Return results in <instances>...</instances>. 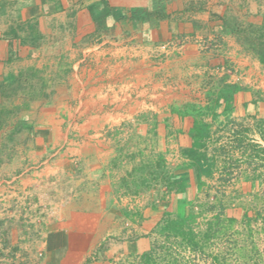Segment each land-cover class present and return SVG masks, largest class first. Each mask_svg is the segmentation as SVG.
<instances>
[{
	"label": "crops",
	"instance_id": "1",
	"mask_svg": "<svg viewBox=\"0 0 264 264\" xmlns=\"http://www.w3.org/2000/svg\"><path fill=\"white\" fill-rule=\"evenodd\" d=\"M262 35L264 0H0V264H141L219 202L185 264H264Z\"/></svg>",
	"mask_w": 264,
	"mask_h": 264
},
{
	"label": "trees",
	"instance_id": "2",
	"mask_svg": "<svg viewBox=\"0 0 264 264\" xmlns=\"http://www.w3.org/2000/svg\"><path fill=\"white\" fill-rule=\"evenodd\" d=\"M253 46H256V48H258V52L261 54V57H262L261 60L264 62V41L262 37L259 38V43ZM238 132L239 130L234 132L235 135H237ZM233 140L235 143L236 142L245 143V141H243L242 139L234 138ZM218 141H219L218 139L217 140L215 139L213 142H218ZM215 149H217L216 152H217L218 158L221 157L223 158V160L230 158L229 147L228 148L227 147L218 148L216 146ZM228 163H229L228 166L225 167L224 169V172H227L226 175L224 176L222 175L219 178V188L218 189L216 188V196L217 195L221 197L225 196L228 185L231 183L232 179L235 177L234 172L231 171L233 168H236V167H232L233 166L232 163L234 162H228ZM206 209L209 211L215 212L217 216V220L214 221L208 227L207 232L203 237H198V236H194L191 234H187L186 232L183 231L181 226L175 225L174 223H172V221L167 219L164 221V226H163L164 234L162 236V239L159 242H157V244L155 245V247L150 253L144 255L141 258V264H156L158 258L162 259L164 264H179L178 260L173 259L172 257L173 256L172 248L174 247V245L176 247L179 246L180 248H183V249L189 248L194 251H199L203 249V247H212V246H216L217 243H221L219 242V240L224 238L221 235L222 229H224L223 222L221 221V217L224 215L225 207L222 202L208 203ZM260 214L261 213H259V215ZM233 238L234 237L229 236L227 237V240L224 243H222L226 255H231L232 249L234 245L236 244V242L232 240ZM175 242L179 244L176 245ZM213 243H216V244L213 245ZM250 250L253 256L257 257L258 255V253L256 252L257 250L254 248ZM226 255H223L224 258L226 257ZM5 256L6 255L4 253L0 252V263L3 261ZM250 259L251 258H249V260Z\"/></svg>",
	"mask_w": 264,
	"mask_h": 264
},
{
	"label": "rangeland",
	"instance_id": "3",
	"mask_svg": "<svg viewBox=\"0 0 264 264\" xmlns=\"http://www.w3.org/2000/svg\"><path fill=\"white\" fill-rule=\"evenodd\" d=\"M262 39H263V41H264V35H262ZM230 134H232V136H233V132L231 133V131H230ZM231 136V135H230ZM231 136V137H232ZM217 138H219V141L218 142H213L214 144H216L217 145V147L218 148H221V147H230V145L229 144H234L235 142H233V139H231L230 137V139L229 140H227L225 143L223 142V140L221 139V136L220 137H218V136H216L214 139H217ZM214 141V140H213ZM220 159H222V161H223V163H227L228 161H227V159H224L223 160V158H221L220 157ZM228 166V165H227ZM226 166V167H227ZM225 169V168H224ZM224 169H223V171H224ZM234 172V175H235V170L233 171ZM228 187H229V185H228ZM228 187H227V190H228ZM175 244L176 245H178L179 243H176L175 242ZM214 244H216V243H213V245ZM172 253H173V259H177L178 260V262H179V264H185V261L187 260V258H186V253H185V250L183 249V248H180L179 246L178 247H176L175 245H174V247L172 248ZM172 259V260H173ZM171 260V261H172ZM156 262V261H155ZM156 264H164V262L162 261V259H160V258H158L157 259V262H156Z\"/></svg>",
	"mask_w": 264,
	"mask_h": 264
},
{
	"label": "built area",
	"instance_id": "4",
	"mask_svg": "<svg viewBox=\"0 0 264 264\" xmlns=\"http://www.w3.org/2000/svg\"><path fill=\"white\" fill-rule=\"evenodd\" d=\"M187 41H188V38H184L182 40H177V41H174L172 43L161 45L159 47V49L161 51H163V53H166L172 49H181L184 47V45L186 44ZM196 44L201 49V51H203V52L210 51L211 49H213V47H215V45L213 43L208 42L205 39L197 40ZM228 69L229 68H225V70H228Z\"/></svg>",
	"mask_w": 264,
	"mask_h": 264
}]
</instances>
